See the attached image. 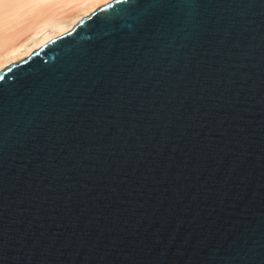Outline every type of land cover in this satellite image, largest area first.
<instances>
[{
  "label": "water",
  "instance_id": "water-1",
  "mask_svg": "<svg viewBox=\"0 0 264 264\" xmlns=\"http://www.w3.org/2000/svg\"><path fill=\"white\" fill-rule=\"evenodd\" d=\"M0 264H264V0H111L1 69Z\"/></svg>",
  "mask_w": 264,
  "mask_h": 264
},
{
  "label": "bare ground",
  "instance_id": "bare-ground-1",
  "mask_svg": "<svg viewBox=\"0 0 264 264\" xmlns=\"http://www.w3.org/2000/svg\"><path fill=\"white\" fill-rule=\"evenodd\" d=\"M111 0H0V70ZM39 10L30 23L23 16ZM19 28V29H18Z\"/></svg>",
  "mask_w": 264,
  "mask_h": 264
},
{
  "label": "rangeland",
  "instance_id": "rangeland-1",
  "mask_svg": "<svg viewBox=\"0 0 264 264\" xmlns=\"http://www.w3.org/2000/svg\"><path fill=\"white\" fill-rule=\"evenodd\" d=\"M38 12H39V10H35V11H33V12H30V13L24 15V16H23V19L25 20L24 23H27V24L30 23V22L33 20V18L35 17V15L38 14ZM18 29H19V28H18ZM18 61H19V60H18Z\"/></svg>",
  "mask_w": 264,
  "mask_h": 264
}]
</instances>
